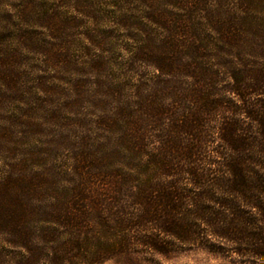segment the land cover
Wrapping results in <instances>:
<instances>
[{
	"label": "trees",
	"instance_id": "16d2710c",
	"mask_svg": "<svg viewBox=\"0 0 264 264\" xmlns=\"http://www.w3.org/2000/svg\"><path fill=\"white\" fill-rule=\"evenodd\" d=\"M8 1L0 92L24 94L23 59L47 47L46 6ZM118 2L108 30L80 34L95 53L77 59V181L61 196L43 159L0 165V264L193 248L264 264V17L247 18L264 0Z\"/></svg>",
	"mask_w": 264,
	"mask_h": 264
},
{
	"label": "rangeland",
	"instance_id": "374dc122",
	"mask_svg": "<svg viewBox=\"0 0 264 264\" xmlns=\"http://www.w3.org/2000/svg\"><path fill=\"white\" fill-rule=\"evenodd\" d=\"M9 2L7 0L0 5V13L3 14L8 9ZM12 2L17 5L21 1ZM44 4L45 21L47 20L44 43H47V47L42 49L43 56L41 53L31 52L23 59L21 68L24 74L20 78L27 80L24 94H14L9 90L7 95H1L0 92V165L11 164L27 155H35L43 159L41 168L47 170L52 188L57 186L60 195L64 196V191L72 186L73 180L77 181V155L80 151L77 134L83 133L80 125H77V77L82 76L84 69L77 64V59L82 60L78 56L83 54L95 53L84 47L86 45L80 34H87L89 29L98 26L108 30L109 23L114 19L113 11L122 6H118V0H44ZM125 7L127 6L122 10ZM259 10L257 8L249 13L247 18L250 25L256 26L259 19L264 17ZM231 12L244 17L243 10L235 9L234 5ZM13 13L16 15L18 12L16 10ZM77 13L86 16L83 22L77 23ZM97 15L102 16V20ZM98 21H102L101 26ZM114 33L122 37L125 32L114 30ZM123 42L119 38L114 39L111 45L106 44V49L108 47L110 51L113 50L109 56H119L118 46ZM10 43L14 42H8ZM41 60H44L43 63L39 62ZM21 68L20 71L23 72ZM53 195L52 190L49 195L50 203L53 202ZM101 264L240 263L235 257H223L193 248L168 256L137 257L133 260L122 257Z\"/></svg>",
	"mask_w": 264,
	"mask_h": 264
}]
</instances>
